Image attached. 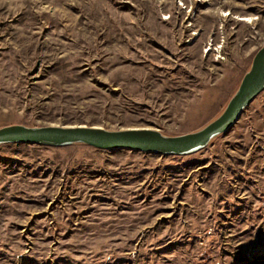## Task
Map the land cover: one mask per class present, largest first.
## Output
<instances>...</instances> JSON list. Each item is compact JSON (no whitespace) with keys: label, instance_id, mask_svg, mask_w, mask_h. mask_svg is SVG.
<instances>
[{"label":"rangeland","instance_id":"374dc122","mask_svg":"<svg viewBox=\"0 0 264 264\" xmlns=\"http://www.w3.org/2000/svg\"><path fill=\"white\" fill-rule=\"evenodd\" d=\"M263 45L264 0H0V127L195 131ZM0 264H264V93L190 156L1 145Z\"/></svg>","mask_w":264,"mask_h":264},{"label":"water","instance_id":"95a60500","mask_svg":"<svg viewBox=\"0 0 264 264\" xmlns=\"http://www.w3.org/2000/svg\"><path fill=\"white\" fill-rule=\"evenodd\" d=\"M264 93V45L254 56L250 70L230 99L225 110L206 126L180 135H168L159 129L134 127L111 130L101 126L11 124L0 127L3 144H34L67 147L86 144L97 149L131 150L166 156H190L206 148L216 137L232 129L244 111Z\"/></svg>","mask_w":264,"mask_h":264},{"label":"bare ground","instance_id":"6f19581e","mask_svg":"<svg viewBox=\"0 0 264 264\" xmlns=\"http://www.w3.org/2000/svg\"><path fill=\"white\" fill-rule=\"evenodd\" d=\"M182 3V2H181ZM180 3V4H181ZM226 3H231L230 1H228V2H226ZM231 14V12H223V15H230ZM243 19L244 21H247V22H250V23H253L254 22V20L256 19V17H238V19Z\"/></svg>","mask_w":264,"mask_h":264}]
</instances>
